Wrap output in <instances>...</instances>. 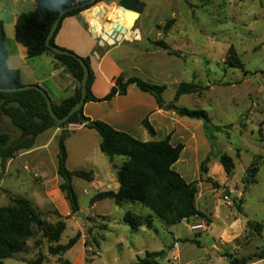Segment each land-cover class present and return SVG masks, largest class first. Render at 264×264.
<instances>
[{"label":"rangeland","instance_id":"obj_1","mask_svg":"<svg viewBox=\"0 0 264 264\" xmlns=\"http://www.w3.org/2000/svg\"><path fill=\"white\" fill-rule=\"evenodd\" d=\"M1 1L9 5L6 9L12 10L11 0ZM145 1L148 5V16L144 18V25L169 23V27L177 26L181 30L176 33L177 40L181 41L180 38L186 35L189 43L185 49L188 58L182 63L186 71L165 81L167 86L165 100L174 101L177 86L182 82H195L209 87L202 96L198 94L183 96L177 105L205 110L214 126L209 135L207 134L210 142L209 155L211 152H214V156L224 152L231 156L236 164L234 174L228 176L229 180L233 179L228 182L231 186L230 193L236 198H231L230 202L224 201L227 188L219 186L216 200L224 202L225 208L232 202L231 209L239 214L245 227L243 236L235 242L237 250L233 253L227 251L222 255L231 254L241 260L260 253L264 248L263 126L260 133V125L264 123V0ZM3 10L0 3V16L4 14ZM6 22L9 24L8 19ZM231 46L237 50L244 69L231 67L226 63ZM160 63L163 64V61ZM247 72L249 74L246 75ZM179 119L192 120L186 117ZM83 140L85 141L83 145L78 143L77 138L69 142V170L86 172L95 170L102 177L113 172L109 158L101 152L99 140L90 137ZM206 148H203V154L208 152V147ZM188 158H191V155ZM216 158H212L208 170ZM116 159L120 165L127 160L123 156ZM27 160L29 159L17 160L6 173L4 181H0V207L9 206L13 196L23 197L32 202L46 224L55 225L59 221H64L66 229L58 243H50L43 232L34 227L35 235L27 242V252L22 254L25 260H34L41 256L44 258V264H59L64 261L72 264H133L138 263L139 259L146 258L147 250L148 253L157 255L153 258L158 264H178L172 259L173 251H166L165 247L171 245V249L173 243L171 232L178 231L182 247L188 250V254H183V263L192 261V264H228V259L225 257L222 259L214 248L212 233L202 234L201 248L187 242L186 236L189 231L187 222L180 224L176 230V226L166 228L157 218L156 226L159 233L156 234L146 228L134 230L121 221V213L125 210L153 215L150 209L140 204L120 207L114 200L108 199L92 205L91 200L98 192L113 190L111 183H108L111 185L110 189L96 190L95 184L74 177L73 185L78 195L80 211L86 215V219L77 217L72 210L69 211V202L55 182L49 187L44 185V181L48 180L51 174L40 166L35 158L30 159L28 164L25 163ZM254 161L258 163L261 171L256 183L249 187L246 173ZM4 171L0 164V177ZM224 171L214 170L220 179L224 177ZM47 190L50 198L46 195ZM239 192L243 193L241 197ZM97 214H108L113 217V222L109 225L110 230L105 232L106 240H102V233L108 225L96 220L93 215ZM218 226H215L214 230ZM78 233L81 234L80 239L70 251L56 256L50 253L51 247L67 245ZM5 264L22 263L13 259L5 261ZM249 264H264V261L254 259Z\"/></svg>","mask_w":264,"mask_h":264},{"label":"trees","instance_id":"obj_2","mask_svg":"<svg viewBox=\"0 0 264 264\" xmlns=\"http://www.w3.org/2000/svg\"><path fill=\"white\" fill-rule=\"evenodd\" d=\"M85 1L88 0H36V9L21 14L15 26L16 40L27 50L29 58L51 54L75 80L74 94L60 104L53 103L56 115L60 119L64 118L81 100L84 68L80 60H83L90 70L85 104L89 102H106L116 96H125L129 86L136 84L141 91L151 94L161 109L168 105L175 108V113L180 117L203 121L209 135L214 126L205 110L189 109L176 105L182 96L192 94L202 96L205 91L209 90V87L195 82H182L177 88L174 101L167 104L164 99V93L167 89L165 85L149 83L138 77L127 79L124 75H121L116 79L111 91L104 98L99 99L92 92L95 73L90 58H82L71 51L69 52L73 56L56 55L52 52L47 46V38L59 14L64 9ZM101 1L103 0L98 2ZM92 7L93 5L66 14L51 40V45L57 47L55 39L66 18L77 16ZM168 24L165 26V31L169 29ZM153 44L157 48L166 50L170 55L182 56V52L175 50L165 41H157ZM8 59L9 52L6 45L5 26L3 21L0 20V88H21L23 87L21 73L18 70L9 68ZM226 63L231 67L244 69V64L234 46H231L228 50ZM3 117L7 118L10 124L19 131L17 137L7 132H0V164L4 170L8 162L19 153L34 148L36 139L40 135L50 129H62L58 142V174L63 180L60 190L69 202L73 214L80 212V204L73 185V178L78 177L93 181L92 172L71 171L68 168L67 140L71 135L68 127L70 125H83L99 133L101 152L111 161H114L116 157L123 156L127 158L117 169V178L120 184L119 191L99 192L92 198V204L107 199L114 200L118 206L124 203L140 204L150 209L153 216L160 219L167 226H177L182 221L191 218L207 219V216L200 212L195 204L200 181L187 182L180 173L173 169V166L181 157L184 145L173 146L170 142L171 135L167 139L158 142H142L125 132L114 129L103 121H93L86 117L84 107L74 114L67 123L58 124L50 115L46 98L40 91L35 89L13 93L0 92V123ZM142 125L151 136L156 134L149 116L143 120ZM263 125L264 123L260 125V133ZM213 157L219 159L228 176L234 174L235 161L223 152H219L215 156L214 152H211L202 164V171L208 172V164ZM259 170L258 163L254 161L246 173L247 186L250 187L256 183ZM208 180L215 189H219L220 185L217 182L212 181V179ZM153 216H140L128 212L124 216V222L134 230L143 227L153 230L155 229ZM34 227L41 230L50 243H58L66 229V223L59 221L55 225L46 224L32 202L23 197L13 196L9 206L0 207V264L17 254L27 252V242L35 235ZM80 236L81 234L78 233L77 237L67 245L51 247L50 253L55 256L67 253L77 244ZM153 257H157V255L147 253L146 258L139 259L138 263L133 264H158ZM226 258L228 264H249L254 259H264V248L260 253L244 257L241 260L231 254ZM26 264H44V258L40 256L34 260H26ZM59 264L72 263L64 261Z\"/></svg>","mask_w":264,"mask_h":264},{"label":"crops","instance_id":"obj_3","mask_svg":"<svg viewBox=\"0 0 264 264\" xmlns=\"http://www.w3.org/2000/svg\"><path fill=\"white\" fill-rule=\"evenodd\" d=\"M121 1L122 0H103L77 16L66 18L55 39L57 47L71 51L82 58H90L91 66L95 73L92 92L93 95L99 99L104 98L111 91L112 87L115 85L116 79L121 75H124L127 79L138 77L149 83L165 85L166 80H170L174 78L176 74L178 75L186 71L182 64L185 63L188 58V52L185 50L186 45L189 46L186 35H183L180 41L177 40L176 33L181 30L178 29L177 26H170L169 29L165 31L166 25L162 23L144 25V18L148 16V5L145 0H140L144 5V11L133 28L131 29L124 24L126 33L123 35L121 41L116 43H105L102 40L104 33L112 28L111 23H125V15L122 13L119 6ZM11 2V11L6 9L9 5H5L3 1L0 2L1 7L4 8L2 12L4 14L0 16V20L3 21L6 30V45L9 52L8 66L11 69L20 71L23 86L38 85L47 92L52 103L60 104L74 94L76 88L75 80L51 54H44L35 58H29L27 56V50L16 40L15 26L21 14L36 9L37 2L36 0H11ZM6 19H8L9 24H7ZM131 30L134 32L133 34L130 33ZM157 41H165L175 50L182 52V56H173L166 50L157 48L153 44ZM160 61H163V64H161ZM170 64L173 65L170 66ZM245 74L247 75L249 73L247 72ZM181 98L177 103L180 102ZM166 103L170 104L171 102L166 101ZM84 115L93 121H103L114 129L125 132L142 142H158L167 139L171 135L170 142L173 146L179 144L184 145L181 157L173 166V169L180 173L187 182L200 181L195 204L196 208L207 216V219H200L197 217L184 220L180 223H188L189 231L186 236L187 242L201 248L202 242L200 238L202 234L210 232L214 238V248L217 249L222 259H224V257L226 258V256L222 255L225 252L229 251L233 253L234 250H237L235 242L243 236L245 223L242 221L239 214H236L235 211L231 209L232 202L227 204V208H225L224 202L216 200L218 189H215L210 180H208L212 179V181L220 184L221 187L227 188L224 197L226 194H230L231 198H236L235 195H231V186L228 184V182L231 180L233 181V179L229 180L218 158L213 160V166L208 170V179L203 180L202 178V164L210 153V142L208 141L207 131L203 121L196 119L182 121V119H179L181 117L175 112L168 113L163 111L158 106L155 98L151 94L141 91L136 84L129 86L125 96H116L114 99L106 102H89L85 104ZM148 116L156 132L154 136H151L142 125L143 120ZM1 121L0 132L10 133L14 137L19 135V131L10 124L7 118L3 117ZM68 130L71 133L67 140L68 154H70L69 142L74 138L79 140L78 143H80V145L85 143L83 139L87 137L99 140V144H101V137L95 130L88 129L83 125H71V128ZM61 133L62 129L54 128L40 135L36 139L34 148L19 153L14 159L8 162L0 181H4V177L8 170L20 158H28L29 160L25 161L26 164L31 161L30 159L35 158L36 161H39L38 163L40 166L44 167L45 170L51 174V177L44 181V185L49 187L52 182H55L58 189H60V185L63 181L58 174V142ZM55 143L56 148L54 149ZM206 147H208V152L203 154V148L207 149ZM189 155H191V158H188ZM121 165L116 158L114 161L110 160V166L113 167V172H109V174L102 177L99 172L92 170L93 181L88 182L95 184L96 190L104 188L110 189L111 185L108 183H111L113 190L110 191L118 192L120 184L117 178V169ZM115 166L117 168H115ZM215 169L225 172L222 179L217 177V174L214 172ZM260 171L261 170H259L258 175ZM99 178L102 180H99ZM234 192H236V190H234ZM47 194L48 190L46 191V195ZM242 195L243 193L239 192V196L241 197ZM96 203L92 205L95 206ZM127 204L131 203H124L120 207ZM69 211L71 212V208H69ZM128 212L137 214L125 210V212L121 213V221L123 223H125L124 216ZM93 216L96 220L103 221L108 225L107 228L103 229L102 233V240H106L105 232L110 230L109 225L113 222V217L108 214H97ZM156 219L157 218L154 217L155 229L150 231L158 234L159 230L156 226ZM180 224L176 226V230H178ZM216 224H219V226ZM192 225H205V228L193 231L189 228V226ZM165 226L166 228L171 227ZM215 226L218 227L214 230ZM171 233L173 235L172 247L175 242H180V259L177 263L192 264V261L183 263V254H188V250L182 247L179 232L176 231V233ZM170 246L171 245H165L166 251H172V247L170 249ZM147 253L146 250V254ZM22 254L24 253L17 254L8 260L14 259L22 264H26V260ZM185 257L187 258V256ZM5 261L3 264H5Z\"/></svg>","mask_w":264,"mask_h":264},{"label":"water","instance_id":"obj_4","mask_svg":"<svg viewBox=\"0 0 264 264\" xmlns=\"http://www.w3.org/2000/svg\"><path fill=\"white\" fill-rule=\"evenodd\" d=\"M99 0H88L85 1L83 3H78L76 5H73L69 8L64 9L58 16L57 20L55 21L50 34L47 38V46L52 50L53 53H55L56 55H66V56H73L71 52L66 51L64 49H61L59 47H55L51 45V40L52 38L55 36L58 27L61 23V21L63 20V18L65 17L66 14H68L69 12H72L74 10H78V9H84L86 7L89 6H95L97 5L99 2ZM119 6L121 8V10L123 11L124 14H132L136 17V20L134 22L133 26L135 25V23L137 22V20L140 18V16L142 15L143 11H144V5L140 0H122L119 3ZM112 28L108 31H106L104 33V35L102 36V40L105 43H116L121 41L123 35L126 33V30L124 27H122V25L118 24L117 22L115 23H111ZM131 28V29H132ZM130 33H134L132 30L130 31ZM80 63L82 64L83 68H84V79L82 82V97L81 100L79 102L78 105H76L64 118L60 119L54 109H53V103L49 97V95L47 94V92L41 88L38 85H26L23 86L21 88H14V89H8V88H0V92H4V93H13V92H21V91H27V90H31V89H35L40 91L44 97L47 100V105H48V110L50 112V115L52 116V118L58 123V124H65L69 121V119L76 113H78L84 106H85V102H86V94H87V84L89 81V75H90V70L88 65L83 61L80 60ZM163 111L166 112H175V108L170 107L168 105L164 106L162 108ZM1 146V144H0ZM115 168H117L115 166ZM202 178L203 180H207L208 179V172L207 171H203L202 173ZM77 217H81L83 219H86V215L83 212H78L76 214Z\"/></svg>","mask_w":264,"mask_h":264},{"label":"built area","instance_id":"obj_5","mask_svg":"<svg viewBox=\"0 0 264 264\" xmlns=\"http://www.w3.org/2000/svg\"><path fill=\"white\" fill-rule=\"evenodd\" d=\"M224 201L226 202H230L231 201V197H230V194H226L225 197H224ZM189 228L193 231H197V230H201V229H204L205 228V225H192V226H189ZM179 247H180V242H175L173 247H172V251H173V257L172 259L176 262L179 261L180 259V255H179Z\"/></svg>","mask_w":264,"mask_h":264},{"label":"bare ground","instance_id":"obj_6","mask_svg":"<svg viewBox=\"0 0 264 264\" xmlns=\"http://www.w3.org/2000/svg\"><path fill=\"white\" fill-rule=\"evenodd\" d=\"M122 13H123V11H122ZM124 15H125V19H124L125 23H121V22L120 23L117 22V23L120 24V25H122V27H124V28H125L124 24H126L127 27L132 28V25L134 24V22L136 20V17L134 15H132V14H124Z\"/></svg>","mask_w":264,"mask_h":264}]
</instances>
